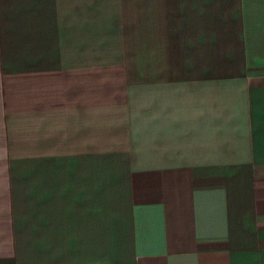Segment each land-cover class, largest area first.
Masks as SVG:
<instances>
[{"label":"crops","instance_id":"1","mask_svg":"<svg viewBox=\"0 0 264 264\" xmlns=\"http://www.w3.org/2000/svg\"><path fill=\"white\" fill-rule=\"evenodd\" d=\"M0 264H264V0H0Z\"/></svg>","mask_w":264,"mask_h":264}]
</instances>
